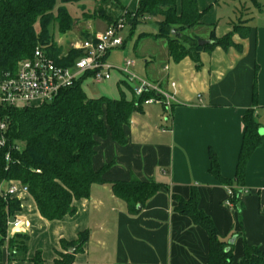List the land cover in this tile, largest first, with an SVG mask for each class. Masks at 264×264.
<instances>
[{"label":"crops","instance_id":"obj_1","mask_svg":"<svg viewBox=\"0 0 264 264\" xmlns=\"http://www.w3.org/2000/svg\"><path fill=\"white\" fill-rule=\"evenodd\" d=\"M128 1L120 2L134 12L139 0ZM235 2L197 0L203 13L201 25L190 30L207 33L194 37L213 41L234 32L235 46L200 49L197 62L190 56L177 61L168 51L170 63L164 66L163 77L147 80L173 95L172 104H150L149 108L143 104V111L134 113L124 128V145L113 141L110 133L107 139H99L93 165L96 170L106 167L105 183L93 185L89 199L75 202V215L48 221L33 198L24 195L19 218L25 222L24 234L30 236L28 252L25 259L11 261L9 243L4 242L1 264H33L38 250L45 264H55L57 252H63L61 242H75L82 233H87V241L72 264H208L206 230L175 211L173 196L188 200L193 190L199 194V209L213 220L221 238L226 242L236 238L232 245L235 262L244 257L245 243L264 252V138L247 163L244 186L235 183L246 112L253 110L264 129V6L258 3L256 7L251 0ZM244 6L249 23L235 32ZM246 30L248 34L241 36ZM114 73L119 75L118 85L126 81L124 75ZM211 149L222 176L238 190L237 209L229 205V187L210 173ZM133 177L163 185L134 214L112 190L113 182ZM38 236L41 242L33 246Z\"/></svg>","mask_w":264,"mask_h":264},{"label":"trees","instance_id":"obj_2","mask_svg":"<svg viewBox=\"0 0 264 264\" xmlns=\"http://www.w3.org/2000/svg\"><path fill=\"white\" fill-rule=\"evenodd\" d=\"M80 1L83 0H0V75L15 74L18 63L31 58L38 47L45 50L56 64L73 65L83 52L71 49L67 55L59 57L50 36V25L58 22L60 33L71 30L73 19L66 5ZM94 1L96 12L108 23L126 18L132 25L150 17L160 18V32L165 37H168L165 33L172 34L176 29L180 37L170 38L169 55L177 61L190 56L197 62L200 49L235 46L234 32L220 39L213 38L214 43L204 47L198 45L197 38L184 35L186 30L201 25L203 13L198 9L197 0H139L134 12L128 11L120 1ZM251 1L258 3L257 0ZM247 31H243L241 36H246ZM89 77L90 74L84 75L72 87L63 89L50 103L0 108V115L7 117L8 121L6 133L0 132V184L19 181L27 186L39 213L48 221L75 215V202L89 199L93 185L105 183L103 173L106 167L96 170L93 165L99 139H107L110 133L113 141L124 145L125 126L130 124L134 113L143 111L144 101L152 96L146 92L141 97L133 94V98H127L120 91L117 99L107 96L90 98L83 89ZM253 99L256 103L257 79ZM244 121L246 128L235 175L238 187L244 186L247 163L264 138L253 110L246 112ZM209 155L210 173L229 187L231 202L237 209L240 202L238 190L232 188V180L222 176L213 149ZM162 187L157 182H143L135 177L130 181L112 183L113 193L126 202L133 214L137 212L138 205L144 206ZM173 199L177 213L188 216L195 225L206 230L209 236L208 264H264V252L247 243L244 257L235 262L232 245L221 238L213 220L199 209L197 190L191 192L188 200L178 196H173ZM21 211L20 199L12 198L8 203L0 200V236L3 239L0 248L7 235L8 221ZM29 241L28 234H17L10 239L9 260H19L16 255L19 252L26 254ZM86 241L87 233H82L75 242L62 241L63 252H57L55 264H72ZM70 247H76V251L69 252ZM31 261L33 264H45L42 251L38 250Z\"/></svg>","mask_w":264,"mask_h":264},{"label":"built area","instance_id":"obj_3","mask_svg":"<svg viewBox=\"0 0 264 264\" xmlns=\"http://www.w3.org/2000/svg\"><path fill=\"white\" fill-rule=\"evenodd\" d=\"M125 26L126 23L121 19L109 25L102 33H97L76 45L83 55L71 66L56 64L45 50L38 47L31 58L18 63L15 74L9 72L0 75V108H21L50 103L63 89L72 87L86 74H90L89 78L94 82L102 83L111 80L114 72L124 75L125 80L133 86L136 97H141L146 92L152 94L144 101L145 105L158 104L169 107L174 101V96L164 91L158 84L131 72L130 68L134 62L126 61L124 67H115L107 61L111 51L123 46L122 32ZM171 87L175 90L176 84L171 82ZM7 129V117L0 115V132L6 133ZM7 193L11 197L23 198L29 194V190L19 181H10ZM230 195L232 196V191ZM229 205L234 207L232 202H229ZM8 225L23 230L25 222L21 218H16L13 221L9 220Z\"/></svg>","mask_w":264,"mask_h":264},{"label":"rangeland","instance_id":"obj_4","mask_svg":"<svg viewBox=\"0 0 264 264\" xmlns=\"http://www.w3.org/2000/svg\"><path fill=\"white\" fill-rule=\"evenodd\" d=\"M113 1L116 2V0ZM131 1L132 0H129L128 3ZM238 1L243 2L244 0H237V2H235L236 5L239 4ZM257 1L264 6V0ZM258 3L256 4V7H260ZM60 5V2L58 1V6ZM96 8L97 4L94 0H83L75 4H68L66 5V9L73 19L72 29L65 33H60L58 22H53L50 25V36L52 43L56 47V50H58L59 57L67 55L71 49H77L76 45L82 41L94 37L97 33H102L106 25L116 23H108L102 15L96 12ZM262 8L264 13V7ZM253 11L254 13H257L256 9H253ZM247 12L248 11L245 6L241 8L240 19L238 20L237 25H235V32L238 28L244 26V24L249 23V20H246L245 18ZM122 20L126 23L125 30L122 32L125 44L122 48L116 49L110 53L108 62L115 67H124L126 61H132L134 62V65L130 68V71L135 73L140 78L151 80L163 77V68L166 64L170 63L167 59L170 40L176 36L171 33H165L168 37L163 36L159 27L160 18L148 17L145 20L138 21L137 24L134 23L132 25L128 19L123 18ZM196 30L195 32L193 30H186L184 35L191 36L192 38H195V34L201 35L202 37L206 36V31H202L201 29ZM198 40L203 39L199 38ZM192 44L194 45V41ZM170 65L172 66V63ZM113 74L114 75L111 80L102 83H96L90 78L87 79L83 84L86 94L92 98L101 96L119 98L121 95L120 91H122L127 98H132L133 93H131V91L134 90L132 89V85L124 80L119 82L120 85H118L119 75L117 73ZM177 80L179 81V78H177ZM145 106L146 108L151 107L149 105ZM153 106L156 107L160 105L154 104ZM9 186L10 181H3L0 184V200L5 203H8L9 199L15 198L8 195L7 192ZM18 199H20L21 202L23 200L22 198ZM19 217H21L20 212H16L13 216H11L10 220L13 221ZM24 233V230H17L8 225L7 235L4 242H8L10 239H13L17 234ZM2 240L3 239L0 236V241ZM19 242L20 241L17 243ZM40 242L41 237L38 236L37 239H35L33 246ZM1 250L4 254L3 247ZM16 255L19 260L26 258V254L20 252Z\"/></svg>","mask_w":264,"mask_h":264},{"label":"water","instance_id":"obj_5","mask_svg":"<svg viewBox=\"0 0 264 264\" xmlns=\"http://www.w3.org/2000/svg\"><path fill=\"white\" fill-rule=\"evenodd\" d=\"M172 34L177 36V37H180V33H178L176 29L172 30ZM211 43H213V41H211V40H198V44L200 46L205 45V44H211ZM261 133L264 134V129H261ZM141 208H142V206L139 205L138 209H141ZM235 240H236V238H233L232 240L229 241V244L233 245L235 243ZM68 251L69 252H75L76 251V247H70L68 249Z\"/></svg>","mask_w":264,"mask_h":264}]
</instances>
